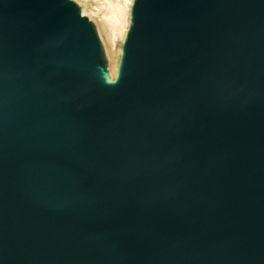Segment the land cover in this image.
Masks as SVG:
<instances>
[{
    "label": "water",
    "instance_id": "obj_1",
    "mask_svg": "<svg viewBox=\"0 0 264 264\" xmlns=\"http://www.w3.org/2000/svg\"><path fill=\"white\" fill-rule=\"evenodd\" d=\"M0 264H264V0H0Z\"/></svg>",
    "mask_w": 264,
    "mask_h": 264
},
{
    "label": "rangeland",
    "instance_id": "obj_2",
    "mask_svg": "<svg viewBox=\"0 0 264 264\" xmlns=\"http://www.w3.org/2000/svg\"><path fill=\"white\" fill-rule=\"evenodd\" d=\"M72 1L79 9V12H84V17L88 20L91 26L94 29V32L98 38L101 58L108 76L109 80H113L115 77L117 62L119 58L120 46L123 41L122 38H119L117 32L112 26L110 21L104 18L105 12L98 11L97 8L100 7L102 0H70ZM131 7V6H130ZM98 12V13H96ZM111 25V26H110ZM129 25H125L124 31ZM112 28V29H111ZM113 30V31H111ZM115 34H114V33Z\"/></svg>",
    "mask_w": 264,
    "mask_h": 264
},
{
    "label": "bare ground",
    "instance_id": "obj_3",
    "mask_svg": "<svg viewBox=\"0 0 264 264\" xmlns=\"http://www.w3.org/2000/svg\"><path fill=\"white\" fill-rule=\"evenodd\" d=\"M97 8L98 11L105 12L104 18L110 21L117 32L119 38L124 39L125 25L128 23L129 10L133 0H102ZM98 13V12H96ZM80 16H84V12H79ZM110 25V26H111ZM112 29V28H111ZM113 31V30H111ZM114 33V32H113ZM115 34V33H114Z\"/></svg>",
    "mask_w": 264,
    "mask_h": 264
}]
</instances>
